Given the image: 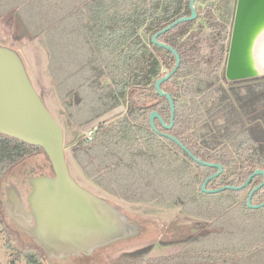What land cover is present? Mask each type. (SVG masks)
<instances>
[{
	"label": "trees",
	"instance_id": "obj_1",
	"mask_svg": "<svg viewBox=\"0 0 264 264\" xmlns=\"http://www.w3.org/2000/svg\"><path fill=\"white\" fill-rule=\"evenodd\" d=\"M69 1L70 7L65 0L39 3L43 18L49 17L50 22L66 15L78 21L77 37L87 48H94L85 53L84 61L78 56L84 66L73 71H82L88 92L95 88L102 109H114L124 101L129 105L127 116L114 124L99 125L93 140H85L87 145L77 154L79 161H88L97 171L109 167L105 172L110 176L104 177L110 179V188L131 199L145 198L147 192V198L153 199L163 192L170 200L183 201L187 208L205 209L199 212L223 221L222 232L201 236L179 253L152 259L150 264H264V206L256 209L247 203L264 176L258 174L240 190L206 193L203 183L218 168L195 161L178 142L157 133L150 122L151 113L157 111L170 124L169 100L158 93L156 82L176 64L175 54L156 45L152 37L176 19L189 16L190 0ZM214 5L211 0H196L198 17L179 23L158 38L178 51L181 64L162 84L175 101L174 125L167 129L158 118L156 125L201 160L223 165V172L209 181V189L240 186L257 169L264 170V75L246 79L241 86L228 84L221 71L229 52L230 24L226 14L219 17L220 9ZM84 19L88 27L81 24ZM65 63L64 69L72 64L71 60ZM57 73L60 79L63 72ZM76 84L67 87L72 91L78 86L81 93L84 86ZM38 151L44 149L0 134V185L12 168ZM126 175L142 183L145 193L129 183L112 182ZM263 201L264 186L254 193L252 203ZM1 205L0 199L7 247L20 252L27 264H43L44 251L25 243L9 227ZM204 242L207 244L198 245ZM144 251L123 255L117 263L144 264Z\"/></svg>",
	"mask_w": 264,
	"mask_h": 264
},
{
	"label": "water",
	"instance_id": "obj_2",
	"mask_svg": "<svg viewBox=\"0 0 264 264\" xmlns=\"http://www.w3.org/2000/svg\"><path fill=\"white\" fill-rule=\"evenodd\" d=\"M190 7L189 16L176 19L152 37L156 45L175 54L176 64L156 82L158 93L169 100L170 124L157 111L151 113L150 122L157 133L178 142L195 161L218 168L203 183L206 193L240 190L258 174L264 176V170L257 169L240 186L209 189V181L223 172V165L201 160L177 137L161 132L156 125L157 118L167 129L174 125L175 101L162 88V84L174 75L181 64L178 51L158 38L179 23L196 19V0H190ZM260 36L264 37V0H239L227 62L229 79H242L262 73L263 68L252 55L255 50L252 44ZM22 40L14 39L15 44L10 45L0 39V134L42 147L49 163L27 168L22 167L25 159L5 176L1 188L4 210L10 224L42 248L54 262L65 264L75 259L94 258L119 241L135 235L137 225L129 223L128 217L119 211L117 204L81 182L75 175L67 151L68 145L72 143H66L64 124L49 106L46 95L36 81V73L29 61V49ZM263 186L264 179L249 194L247 203L250 207L257 209L264 206V201L252 203L254 193ZM213 220L207 222L210 224Z\"/></svg>",
	"mask_w": 264,
	"mask_h": 264
},
{
	"label": "rangeland",
	"instance_id": "obj_3",
	"mask_svg": "<svg viewBox=\"0 0 264 264\" xmlns=\"http://www.w3.org/2000/svg\"><path fill=\"white\" fill-rule=\"evenodd\" d=\"M40 1L28 0L23 9L13 6L8 8L5 13L0 12V36L3 39L7 38L4 43L10 45L15 44L13 41L14 38H22L24 46L29 49V61L36 73V81L39 82L43 94L46 95L49 106L54 109L55 114L64 124L67 135L66 143H72L68 145L67 151L75 175L81 182L89 185L104 197H107L111 202L117 204L119 211H122L128 217L129 223L137 225L135 235L119 241V243L111 249L104 251L102 254L99 252L100 254L94 258L75 259L73 262L65 264H119L117 262L120 261L123 255H133L137 252L136 250L138 252L145 250L144 252L147 255L145 256L144 264H150L152 259L173 256L179 253L188 243L199 239L201 236H206L213 231L222 232L224 230L222 227L223 221L215 219L209 224L207 221L209 220L210 222L214 216H208L204 212H199L207 211L205 209L187 208L183 201L177 199L176 201L174 199L170 200V195L166 197L163 192L162 195L149 199L147 198L149 195L148 192L145 193L144 190L146 187L140 182H135L131 176L126 175L118 181L115 179L116 177H112V182L116 184L118 182H124V184L129 183L130 186L134 185L135 188L141 191L140 193H145L144 197L147 196L140 200L131 199L124 195V193L122 194L110 188V179L104 177L110 176L105 172L109 167L101 168L97 171L96 168H92L91 163L88 164V161L84 162V159H82V163L79 161L77 154L82 147L87 145L85 141L86 132L95 125L117 123L123 117L127 116L129 105L127 101H124L114 109H102L100 102L97 101V97L95 96V88L92 86V93L88 92L82 71L80 74L77 71H73L75 68L84 66H82L78 56H82L84 61L85 53L89 54L94 48H87L82 40L77 37L79 33L75 32L74 25H76V22L78 24V21L75 22L73 17L66 15L64 18L54 22L48 21L47 19L49 17L47 19L43 18L45 14L43 12L44 9H41L42 5L39 3ZM61 1L64 2V0ZM235 1L211 0V3L215 4L214 8L220 9L218 10L219 17H223L230 10L232 12ZM43 2L45 4L47 3L46 0H43ZM65 3L69 7L71 6L69 0H65ZM21 9L23 13L20 11ZM46 14L50 16L52 12L48 11ZM229 24L231 28L232 23L229 22ZM253 45L255 50L251 53L255 55L260 68L263 69L262 73L255 74L251 77L264 74V37L261 38L260 36L253 42ZM70 60L72 64L66 66L64 69L65 62ZM225 66L226 64L222 68V73H225ZM59 71L63 72L61 73L60 79L57 75ZM93 76L91 77L92 84L95 80ZM59 82H63L62 85L64 86L62 87ZM68 83H77L76 85L82 84L84 88L80 91L81 93H78V86L71 91L67 87ZM43 153L44 151H38L29 155L25 158L26 162L22 167L31 168V166L36 167L49 163L48 157L46 155L44 156ZM123 174L125 175L124 172L122 176ZM100 175L102 178L98 182ZM5 176L0 185L1 208L5 220L9 227L18 232L25 243L36 245L32 240L14 228L7 219L1 190ZM118 187L122 188L121 186ZM198 220L200 222H196ZM208 227L214 229L207 230L209 229ZM7 238L8 235L0 223V264H27L25 257L20 252L7 247ZM202 244L207 243L204 242L198 245ZM42 261L43 264H61L54 262L45 251Z\"/></svg>",
	"mask_w": 264,
	"mask_h": 264
},
{
	"label": "flooded vegetation",
	"instance_id": "obj_4",
	"mask_svg": "<svg viewBox=\"0 0 264 264\" xmlns=\"http://www.w3.org/2000/svg\"><path fill=\"white\" fill-rule=\"evenodd\" d=\"M26 1H28V0H26ZM26 1H24V0H0V12H1V13H5V12H7V9H8V8H11V7H13V6L19 7V9H20V8L23 9V8L25 7V3H26ZM32 1H33V0H32ZM238 1H239V0H236V1H235L234 7L232 8V12H231V10H230L228 13H226V14H228V15H225L226 20H227L228 22L232 23V26H231V28H230V31H231V37H232L233 28H234V23H235V19H236V13H237V8H238ZM22 9H21L20 11L23 13V10H22ZM23 15H25V14H23ZM65 23H67V22H65ZM82 25H84V26L86 27L85 19H84ZM74 26H75L74 30H75V32H76V26H77V25H74ZM66 28H67V27H66ZM0 39H3V38L0 36ZM14 39L17 40V37L14 38ZM4 40L6 41V39H4ZM230 42H231V40H230ZM228 55H229V52H228ZM227 62H228V57H227ZM227 62H226V66H225V77H226L227 82H228L229 85H230V84H233L234 86H236L237 84H240L239 86H241L242 83H244V81H245L246 79L253 78V77H247V78H242V79H229V78L227 77ZM262 75H264V74L257 75V76H254V77H258V76H262ZM97 177H99V176H97ZM97 177H96V178H97ZM98 182H99V181H98ZM101 183H102V182H101ZM134 252H136V251H134Z\"/></svg>",
	"mask_w": 264,
	"mask_h": 264
},
{
	"label": "built area",
	"instance_id": "obj_5",
	"mask_svg": "<svg viewBox=\"0 0 264 264\" xmlns=\"http://www.w3.org/2000/svg\"><path fill=\"white\" fill-rule=\"evenodd\" d=\"M98 129H99L98 125H95V126L91 127L85 134V137H86L85 140H87V141L93 140V138H94V136H95V134H96Z\"/></svg>",
	"mask_w": 264,
	"mask_h": 264
},
{
	"label": "crops",
	"instance_id": "obj_6",
	"mask_svg": "<svg viewBox=\"0 0 264 264\" xmlns=\"http://www.w3.org/2000/svg\"><path fill=\"white\" fill-rule=\"evenodd\" d=\"M83 23V22H82Z\"/></svg>",
	"mask_w": 264,
	"mask_h": 264
}]
</instances>
